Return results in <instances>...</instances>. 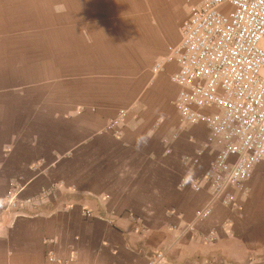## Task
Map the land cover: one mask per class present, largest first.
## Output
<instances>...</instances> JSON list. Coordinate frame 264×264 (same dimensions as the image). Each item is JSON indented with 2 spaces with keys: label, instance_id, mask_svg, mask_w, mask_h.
Returning <instances> with one entry per match:
<instances>
[{
  "label": "crops",
  "instance_id": "1",
  "mask_svg": "<svg viewBox=\"0 0 264 264\" xmlns=\"http://www.w3.org/2000/svg\"><path fill=\"white\" fill-rule=\"evenodd\" d=\"M190 8L0 0V201L12 183L22 201L48 194L0 223V264H264V163L241 212L214 202L200 218L209 194L180 187L219 152L203 125H180L177 64L152 72Z\"/></svg>",
  "mask_w": 264,
  "mask_h": 264
},
{
  "label": "built area",
  "instance_id": "2",
  "mask_svg": "<svg viewBox=\"0 0 264 264\" xmlns=\"http://www.w3.org/2000/svg\"><path fill=\"white\" fill-rule=\"evenodd\" d=\"M188 2L190 17L181 42L152 72L158 75L168 63L177 64L172 81L179 88L174 106L180 125H203L219 148L201 175L180 183L181 188L209 194L211 202L200 215L206 218L214 202L241 212L240 196L264 163V0ZM126 114L110 123L116 134ZM20 189L12 183L0 208L16 207ZM84 214L92 217L89 211ZM206 241L214 239L208 236ZM166 254L158 253L153 264L166 261Z\"/></svg>",
  "mask_w": 264,
  "mask_h": 264
},
{
  "label": "rangeland",
  "instance_id": "3",
  "mask_svg": "<svg viewBox=\"0 0 264 264\" xmlns=\"http://www.w3.org/2000/svg\"><path fill=\"white\" fill-rule=\"evenodd\" d=\"M187 7V6H186ZM184 15H185V11L184 9H182L180 11V15H179V19L180 20H184ZM170 112L173 113V108H170ZM9 193V192H8ZM7 193V195H8ZM7 195L2 199V201H4L7 197ZM48 194L46 193H43L41 196H38V197H35V198H32V199H28L26 201H22L19 196H17V206L14 207V208H10L9 211H7V208L5 209H2L0 208V223H3L5 222V220L9 219V216L12 215L13 213H16V212H19L20 210L26 208V205H28L29 207H32V205H36V206H40V204H42V202L48 198L47 197ZM0 201V203L2 202ZM89 210H86L85 212H88ZM84 212V213H85Z\"/></svg>",
  "mask_w": 264,
  "mask_h": 264
}]
</instances>
